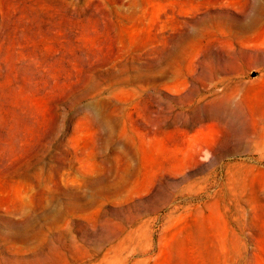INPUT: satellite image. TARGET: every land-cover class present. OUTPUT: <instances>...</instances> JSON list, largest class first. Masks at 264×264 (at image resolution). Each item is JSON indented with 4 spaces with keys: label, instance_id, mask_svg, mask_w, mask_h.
Here are the masks:
<instances>
[{
    "label": "rangeland",
    "instance_id": "374dc122",
    "mask_svg": "<svg viewBox=\"0 0 264 264\" xmlns=\"http://www.w3.org/2000/svg\"><path fill=\"white\" fill-rule=\"evenodd\" d=\"M0 264H264V0H0Z\"/></svg>",
    "mask_w": 264,
    "mask_h": 264
}]
</instances>
